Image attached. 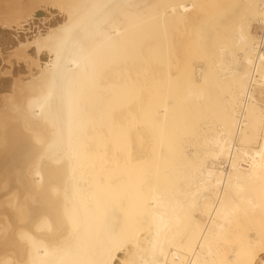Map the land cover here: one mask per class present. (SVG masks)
<instances>
[{
  "label": "bare ground",
  "instance_id": "bare-ground-1",
  "mask_svg": "<svg viewBox=\"0 0 264 264\" xmlns=\"http://www.w3.org/2000/svg\"><path fill=\"white\" fill-rule=\"evenodd\" d=\"M8 45L0 264H264V0H0Z\"/></svg>",
  "mask_w": 264,
  "mask_h": 264
},
{
  "label": "rangeland",
  "instance_id": "rangeland-1",
  "mask_svg": "<svg viewBox=\"0 0 264 264\" xmlns=\"http://www.w3.org/2000/svg\"><path fill=\"white\" fill-rule=\"evenodd\" d=\"M42 13H44V14H41V15H39V16H37L36 14L34 15V18H33V22H32V26H31V29L30 30H27V31H25L26 33H28V34H33V30L35 29H37L38 27H39V29L40 30H42V27H46V26H48V24H49V22L52 20V19H54V17L55 16H57L55 13H52L51 15L49 14V13H46V12H44V10H40ZM47 14V15H46ZM49 14V15H48ZM47 16H48V18H47ZM50 16V17H49ZM37 21V22H36ZM47 21V22H46ZM37 24H36V23ZM40 22V23H39ZM42 23V24H41ZM39 25V26H38ZM40 25H42L41 27H40ZM25 28H29L28 26L27 27H25ZM6 31L8 30L9 31V29H5ZM25 32L23 33L22 31H18V35H23V34H25ZM32 32V33H31ZM20 33V34H19ZM13 33L11 32V34L9 35L11 38L13 37V39H15V37L12 35ZM4 50V51H3ZM3 50H0V78L2 77V79H9V77H10V75H8V74H5V75H7L6 76V78H5V76L4 75H1V74H3L4 72H8V70L9 71H11L12 72V75H13V77L16 75V74H20V75H22V76H24L26 73H27V64H26V59H24L23 61L22 60H18L19 61V63L17 64L16 62V60L17 59H15V58H13V56H9V53L10 52H8V51H12V48L8 45V48L7 49H3ZM6 50V51H5ZM29 51V50H28ZM5 52V53H4ZM4 53V54H3ZM5 55V56H4ZM3 56V57H2ZM11 58V59H10ZM15 59V60H14ZM8 60V61H7ZM10 60V61H9ZM3 61V62H2ZM7 61V62H6ZM13 61V62H12ZM5 62V63H4ZM9 63V64H8ZM21 63V64H20ZM8 64V65H7ZM10 65H12V67L10 66ZM19 65V66H18ZM7 66H9V67H7ZM16 66V67H15ZM17 66H18V68H17ZM24 66H26L25 68H24ZM11 67V68H10ZM19 72V73H17V72ZM3 76H4V78H3ZM9 76V77H8ZM11 78V77H10ZM119 256H121V254L119 253L118 254Z\"/></svg>",
  "mask_w": 264,
  "mask_h": 264
}]
</instances>
